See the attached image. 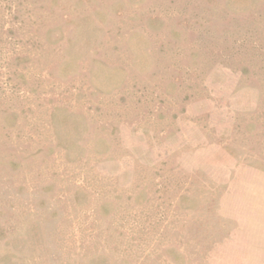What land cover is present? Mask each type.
<instances>
[{
    "label": "rangeland",
    "instance_id": "374dc122",
    "mask_svg": "<svg viewBox=\"0 0 264 264\" xmlns=\"http://www.w3.org/2000/svg\"><path fill=\"white\" fill-rule=\"evenodd\" d=\"M0 264H264V0H0Z\"/></svg>",
    "mask_w": 264,
    "mask_h": 264
}]
</instances>
